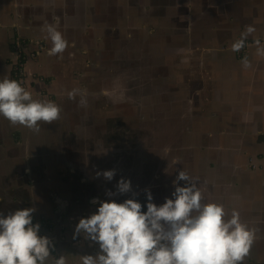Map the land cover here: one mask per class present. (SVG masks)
<instances>
[{
  "label": "rangeland",
  "instance_id": "1",
  "mask_svg": "<svg viewBox=\"0 0 264 264\" xmlns=\"http://www.w3.org/2000/svg\"><path fill=\"white\" fill-rule=\"evenodd\" d=\"M80 1L58 0L56 4L59 14L76 9ZM89 1L85 6L86 14H91L89 22H99L101 11L106 14L109 12L108 19H110L115 12L126 9L122 0H112L110 3L112 8L95 0ZM80 14L82 13L76 15L74 21H70L76 32L75 44H68L66 51L60 56L58 61L62 67L54 66L57 68L55 72H59L58 76H60L52 83L55 95L47 90V95L34 97V99L54 101L62 108L61 117L51 124L41 122L38 132L40 135L37 134L36 138L37 145L31 146L25 142L22 146V153L28 160L31 157V150L34 156L29 162L22 164L19 170H24L21 173L25 178L22 177L19 181L12 178L13 163L8 159L9 155L17 156L13 148V143H16L13 133L19 131L18 137L31 138L36 132L26 127L18 130L15 126L20 125H13L6 118H4L6 128H0V213L7 215L16 209L32 207L35 209L33 216L46 217L44 223L39 224V235L46 236L51 241L50 256L45 264H54L55 259L62 255L66 258L67 264H82L83 256H96L99 253L98 243L88 238L78 240L74 243L76 246L72 245L73 242L62 243L65 240L61 234L64 235L67 231L55 221L57 214L53 213L54 209L52 210L58 199L64 200L65 207L69 210L67 214L70 215L78 204H88L90 199L91 201L113 199L120 203L125 199L133 198L141 203L142 211H146L148 202L146 191L151 193L153 203L157 206L163 204L165 198H173L171 193L176 186L173 181L180 171H185L190 177V182L200 190L202 205L216 198L213 194L216 189L211 184L210 175L207 174V170H216V166L212 165L210 168L211 162L205 163L212 157V148L208 147L213 132V126L209 122L211 118L209 106L204 108V111L200 110L198 101L192 106L187 99V84L179 74V68L176 69L177 78L174 76L176 74L172 75L173 67L163 73V69L159 67L164 66L152 63L149 56L146 70L141 69L142 65H137L133 69L128 59L130 57L128 48L118 49L117 44L105 47L99 42L91 48L80 49L83 32L82 24L78 20ZM88 38L98 42L103 38V34L98 28L93 27L92 32H88ZM19 45H21L20 40ZM127 47H130V44H127ZM12 53L14 56L13 49ZM116 54H122L124 58L115 57ZM172 57L169 60L171 62L179 59L177 57L172 60ZM89 59L90 67L84 68L85 60ZM122 62L124 73L121 74L119 71ZM175 86L180 90H169V87L174 89ZM73 88H79L86 93L87 106H80L79 96L75 100L68 98L67 94ZM166 100H171V103L166 105ZM183 107L186 113L179 111ZM74 112H77L76 117ZM78 137L82 139L77 140ZM79 149L84 151L82 153L85 160L92 162V166L86 170L92 177L89 194H86L84 186L86 180L83 179L87 176L76 169ZM34 160H41L42 163L33 162ZM81 165L85 164L81 163ZM34 166H37L35 171ZM226 167L225 165L220 169L224 175L222 179L227 177ZM108 170H113L115 173L110 181L98 175ZM28 173L30 174L27 177ZM82 174L84 177L81 176ZM74 178H76L73 182L76 185L75 189L67 188L62 182L68 180L71 183ZM121 178L130 181V192L124 194L117 192L116 185ZM30 180L33 182L30 183ZM224 181L228 182L229 179L226 178L219 183L222 184ZM70 183L67 185H71ZM17 185L22 186L19 192L14 189ZM188 185L189 182L178 181V186ZM35 187L38 194L31 195L29 192ZM263 188L262 185H257L253 190L260 194ZM250 189L251 187H243L245 192L241 196L249 198ZM109 191L113 193L111 197L107 195ZM43 204L50 209L49 212L45 211L46 207L41 206ZM96 204L98 208L99 204ZM74 222H78V219ZM72 225L70 222L69 227L66 226L67 230L73 229ZM254 225L252 220L249 228L255 231ZM56 234L61 236L62 240L57 238L61 245H55L56 241H53ZM262 234L264 236V233ZM262 244L264 237L254 234L253 248L255 249L257 245L264 246Z\"/></svg>",
  "mask_w": 264,
  "mask_h": 264
},
{
  "label": "crops",
  "instance_id": "2",
  "mask_svg": "<svg viewBox=\"0 0 264 264\" xmlns=\"http://www.w3.org/2000/svg\"><path fill=\"white\" fill-rule=\"evenodd\" d=\"M83 1L85 6L90 2ZM95 1L106 7H113L110 4L112 0ZM122 1L126 9L115 12L110 19L108 11L107 14L101 11L99 22H89L90 16L83 21L80 49L91 48L99 42L105 47L117 44L118 49L128 48L129 58L135 57V61H130L133 69L142 65L141 69L146 70L149 56L152 63L164 66L159 67L163 69V73L173 67L172 75L176 74L174 76L177 78L176 69L179 68V74L187 84V99L192 106L198 101L200 110L204 111L208 106L210 109L209 122L213 126V132L208 147L212 148V157L205 163L211 162L210 168L212 165L216 166V170L206 169L211 184L216 189L213 191L216 198H212V202L224 205L225 219H230L232 211L236 210L241 222L248 227L253 220L255 235L264 237V188L260 194L253 190L257 185L264 187V56L257 55L255 44L258 39L264 46V0ZM57 2L58 0H0V79H12L10 43L12 38H18L27 54L29 89L37 96L47 95V90L55 95L52 83L60 77L55 70L57 66L62 67L58 61L61 55L48 54L52 45L46 39V32L43 30L45 24L57 23L58 30L68 44H75V37L67 38L64 34L66 24L61 23L60 17L66 11L59 14ZM248 25L256 29L247 38L248 46L242 53L233 52L231 45ZM93 27L103 34L98 42L88 38V32L91 33ZM171 56L172 60L177 57L179 59L171 62ZM115 57L124 58L122 54H116ZM244 57L248 58L250 68L242 66ZM85 61L84 68H89L90 59ZM169 90L180 88L169 87ZM170 103L171 100L165 101L166 105ZM167 108L166 106V110ZM185 110L183 107L179 111L186 113ZM206 113L208 114V110ZM0 127L6 128L3 124ZM15 128L20 130V127ZM14 140L16 143H13V148L17 156L9 155L8 159L14 163L12 168L18 170L30 158L33 159L34 153L31 151L29 160L22 153V146L25 142L30 144V137ZM251 159L259 166L253 168ZM81 160L82 158L78 161ZM225 165L229 181L221 184L219 181L226 178L222 179L224 175L220 169ZM18 185L14 187L17 191ZM243 187H251V196L247 199L241 196L245 192ZM65 205L64 200L58 199L52 210L57 214L55 221L67 231L66 234H61L65 240L62 243L73 242L74 245L78 240L86 239L83 231L75 233L76 225L81 218L95 213L98 205L91 201L87 205L78 204L72 215L67 214L69 210ZM76 219L78 222H74ZM70 222L73 229L67 230ZM60 237L56 234V238H53L55 245L62 244L58 240H62ZM260 246L257 245L255 249L251 247L243 264H264V246Z\"/></svg>",
  "mask_w": 264,
  "mask_h": 264
},
{
  "label": "clouds",
  "instance_id": "3",
  "mask_svg": "<svg viewBox=\"0 0 264 264\" xmlns=\"http://www.w3.org/2000/svg\"><path fill=\"white\" fill-rule=\"evenodd\" d=\"M43 30L52 45L48 54L62 55L68 41L57 23H46ZM255 31L253 26H246L231 45L232 51H241ZM255 44L257 55L264 56L261 41L257 39ZM241 63L245 69L251 67L247 57ZM67 95L70 100L79 96L80 106H87L83 90L73 88ZM61 112L62 108L52 100L34 99L18 80L0 79V116L13 125L39 132L41 122L51 124L60 119ZM114 174L108 170L98 175L110 181ZM178 181L189 185L178 186ZM173 184V198H165L159 206L146 191V211L133 198L120 203L94 199L92 203L99 207L79 220L75 233L83 231L86 238L98 243L99 253L83 256L82 264H243L253 245L254 229L241 222L236 210L230 219H225L223 204L202 205V194L185 171L178 173ZM116 189L120 194L128 193L131 183L121 178ZM107 195L111 197L113 193L109 191ZM34 211L28 207L7 215L0 213V264H45L51 241L39 235L40 225L33 223ZM54 264H67V260L62 255Z\"/></svg>",
  "mask_w": 264,
  "mask_h": 264
},
{
  "label": "flooded vegetation",
  "instance_id": "4",
  "mask_svg": "<svg viewBox=\"0 0 264 264\" xmlns=\"http://www.w3.org/2000/svg\"><path fill=\"white\" fill-rule=\"evenodd\" d=\"M85 2L83 1V0H81L80 2H79V4H78V6H77V8L76 9H74V10H71L70 9V11L69 10H66V12H64L63 14H62V16L60 17L61 18V23H65L66 24V30L64 29V34H65V36L67 37V38H71V37H74V35H75V28H74V26L71 24V20L72 21H74L75 19H76V15L77 14H79V12H81L82 14H80V16L78 17V20H80L79 21V23L81 22V24L83 23V21L88 17V16H90L91 17V14L90 13H85L84 12V6H85ZM67 7V6H66ZM84 12V13H83ZM69 22H70V24H69ZM15 39H13L12 38V40H11V43H10V46L12 47V42L14 41ZM11 49V48H10ZM90 55H92L91 53H90ZM12 59H13V53H12ZM129 60L132 62L133 60L135 61V57H132V58H129ZM12 65H13V61H12ZM124 68V64H123V62H122V66H121V68H120V73L122 74V73H124V70H122ZM79 112V111H78ZM75 114L77 113V112H74ZM77 116V114L75 115V117ZM76 120V119H75ZM9 122V121H8ZM77 122V121H76ZM0 123L1 124H3V125H5V123H6V120L5 119H1L0 120ZM20 127V130H23V128H24V126H19ZM1 128V127H0ZM37 134H39L38 132H36V135H31V138H30V144H31V146H35L36 144H37V137H38V135ZM76 134L78 135V133L76 132ZM40 135V134H39ZM7 136H9V134H7ZM6 136V137H7ZM6 137H4V139L6 138ZM78 139H82L81 137H78L77 138V140ZM80 144H82V141H81V143ZM32 152H33V150H31ZM82 152H84L82 149H79V155H78V158H77V160H76V162H77V166H76V169L78 170V171H82V173L83 174H85L87 177L86 178H83L84 180H86V183H85V191H86V194H89L88 192H90V189H91V185H92V177L86 172V170H88L89 168L88 167H90V166H92V162L91 161H86L85 160V158H84V153H82ZM34 153V152H33ZM71 156L72 157H74V154L73 153H71ZM82 158V160L81 161H78V160H80ZM35 161V160H34ZM33 161V162H34ZM81 163H84L85 165L83 166V165H81ZM14 164V163H13ZM37 167L36 166H34V171H35V169H36ZM14 169L15 168H12V170L14 171ZM15 171H17V170H15ZM40 171H41V169H40ZM39 171V172H40ZM18 172V171H17ZM11 173H12V171H11ZM15 173V172H14ZM19 174L21 175L20 176V178L19 179H21L22 177H24V175L21 173V172H19ZM14 174L12 175V178L14 179ZM25 178V177H24ZM18 179V180H19ZM63 179H66L65 177H63ZM75 179L76 178H74V180L73 181H71V183L68 181V180H64V181H62V182H64L65 184H66V186H67V188H70V187H72L73 189H75V186L76 185H74L73 184V182H75ZM15 181H17V180H15ZM57 182H60V181H57ZM67 183H70L71 185H67ZM59 188H64V187H62V186H59ZM99 188H101V185H99ZM18 189H19V191H20V189H22V186H20V188L18 187ZM77 189V188H76ZM18 191V192H19ZM80 193V192H79ZM77 194V193H76ZM73 195H74V192H73ZM76 196H78V195H76ZM93 200V199H92ZM90 201H91V199H90ZM106 201V200H105ZM92 202V201H91ZM94 204V203H93ZM96 204V203H95ZM85 205H87V204H85ZM42 207H46L44 204L43 205H41ZM62 206V205H61ZM95 206H97V205H95ZM97 208V207H96ZM94 209V208H93ZM49 210L50 209H48V207H46V209H45V211H47V212H49ZM45 211H43L42 210V212H44L45 214H46V212Z\"/></svg>",
  "mask_w": 264,
  "mask_h": 264
},
{
  "label": "built area",
  "instance_id": "5",
  "mask_svg": "<svg viewBox=\"0 0 264 264\" xmlns=\"http://www.w3.org/2000/svg\"><path fill=\"white\" fill-rule=\"evenodd\" d=\"M17 40V41H16ZM249 43L246 42L245 47L237 52V53H242L243 51H245V48L248 46ZM12 49L14 51V56H13V65H12V79L14 80H18L23 87H25V89L27 91H29L33 98L36 96V93L31 91L29 89V84H28V80H29V75L27 74V69H26V59H27V54L24 52V48L22 47V45H19V39L16 38L13 42H12ZM30 55L32 56V54L30 53ZM32 79H34L32 77ZM251 165L253 168H256L259 165H256V163L253 162V159L250 160Z\"/></svg>",
  "mask_w": 264,
  "mask_h": 264
},
{
  "label": "trees",
  "instance_id": "6",
  "mask_svg": "<svg viewBox=\"0 0 264 264\" xmlns=\"http://www.w3.org/2000/svg\"><path fill=\"white\" fill-rule=\"evenodd\" d=\"M30 88H31V86H30ZM13 136H14V138H16V139H18L19 137V131H14V133H13ZM86 161H89V160H86ZM34 162H39V163H42V161H34ZM38 166H40V165H38ZM37 167V166H36ZM20 169V168H19ZM18 169V170H19ZM17 170V171H18ZM12 171V173H11V175H13L14 174V172H15V174H14V180H18L19 178H20V174H19V172L20 171ZM30 173H28V175H29ZM28 175H27V177H28ZM82 177H84V175L82 174L81 175ZM30 178V177H29ZM31 182H33V180L31 181L30 180V183ZM28 184H29V182H28ZM31 195H33V193H35V194H38V190H36V187L34 188V190H31L30 192H29ZM27 195H28V192H27ZM27 195H26V197H27ZM46 219V217H44V216H41V217H39V219L37 220L36 219V216H33V223L35 224V223H38V224H43L44 223V220ZM47 223H45V225H46Z\"/></svg>",
  "mask_w": 264,
  "mask_h": 264
},
{
  "label": "water",
  "instance_id": "7",
  "mask_svg": "<svg viewBox=\"0 0 264 264\" xmlns=\"http://www.w3.org/2000/svg\"><path fill=\"white\" fill-rule=\"evenodd\" d=\"M36 219L38 220V219H39V217H37V216H36Z\"/></svg>",
  "mask_w": 264,
  "mask_h": 264
}]
</instances>
